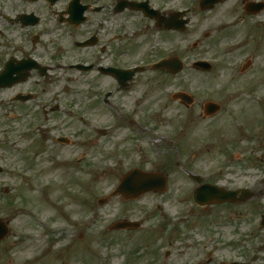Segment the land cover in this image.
Wrapping results in <instances>:
<instances>
[{"label":"flooded vegetation","instance_id":"af4514ba","mask_svg":"<svg viewBox=\"0 0 264 264\" xmlns=\"http://www.w3.org/2000/svg\"><path fill=\"white\" fill-rule=\"evenodd\" d=\"M199 1L179 7L176 0H0V112L6 116L9 108L16 121L27 116L35 120L31 135L41 136L42 144L29 159L27 173L48 153L46 148L73 145L57 130L56 121L63 117L86 124L88 131L100 136L98 141L105 142L97 149L108 160L143 152L172 153L183 186L174 184L170 201L175 208L182 207L174 222L169 220L162 228L169 229L174 242L182 243L186 264H264V164L196 171L184 154L200 131L206 133L203 127L223 109L228 114L241 95L247 93L264 107V0H224L206 10ZM181 21L184 30L178 32ZM193 23L209 28L200 42H193V32H188ZM179 33L191 40L189 50L182 45V52L183 48L193 52L195 43L214 51L205 57L212 62L209 70L190 68L184 80L181 74L186 69L174 74L153 68L164 59L181 57ZM154 34L167 47L153 44L147 52ZM194 73L199 75L192 79ZM201 79L211 84L199 85ZM2 93L9 94L7 100ZM209 106L219 112L209 117L213 112L206 109ZM103 120L110 124L107 129L99 126ZM1 135L0 148L17 151V144L4 142L9 135ZM80 135L74 133L75 138ZM250 154L256 153L250 149ZM4 157L0 155V166ZM164 177L163 191L154 183L158 189L149 193L167 191ZM115 188L105 202L146 195L125 200L113 195ZM154 198L159 203L155 209L161 211V200ZM0 221L10 226L9 221ZM132 222L141 228L139 221ZM176 244L172 247L178 249ZM156 255L155 263L163 264L159 251ZM163 256L179 259L168 251Z\"/></svg>","mask_w":264,"mask_h":264},{"label":"rangeland","instance_id":"374dc122","mask_svg":"<svg viewBox=\"0 0 264 264\" xmlns=\"http://www.w3.org/2000/svg\"><path fill=\"white\" fill-rule=\"evenodd\" d=\"M176 3L179 7H190V0H176ZM206 30L209 28L193 23L188 32H193V42H200ZM157 36H145V40L149 38L147 52L153 44L167 47ZM190 41L185 33L178 34L179 55L186 69L181 74L184 80L190 73L189 62L214 53L207 44L201 43L191 53L184 48L182 52L181 46L190 48ZM198 75L194 73L192 79ZM205 83L211 84V81L201 79L199 85ZM3 94L2 99L7 100L9 94ZM251 99L247 93L241 95L236 107L228 108V114L223 109L214 121L203 127L206 133L201 135L200 131L199 137L194 138L184 154L196 171L219 165L264 164V107ZM64 103L68 104L69 100ZM1 107L6 109L4 104ZM6 110V116L0 112V133L6 130L9 136L4 142L15 143L18 149L8 153L4 147L0 148V155H5L0 174V219L10 222V234L0 244V264H156L158 251L163 264H186V249L182 243L174 242L175 237H170L167 227L162 228L169 220L174 222L176 210L182 207L175 208L170 201L174 184L183 186L179 170L173 166L172 153L157 156L143 152L108 160L97 149L105 142L98 141L100 136L88 131L86 124L63 117L56 121L57 130L73 145L46 148L48 153L34 162L30 174L34 179L26 181L21 174L27 172L33 152L40 150L42 138L35 133L31 135L35 120L27 116L16 121L11 109ZM99 126L107 129L110 124L103 120ZM74 133L81 135L75 138ZM0 139L3 141L2 135ZM250 149L255 151L254 156ZM79 156L81 160L77 161ZM181 159L186 162L185 157ZM133 168L145 172L162 169V175L168 180L167 191L149 193L134 201L113 197L98 205L121 176ZM154 197L161 200V211L155 209L159 203ZM7 202L11 204L7 206ZM123 220L139 221L141 228L129 229V232L114 230L113 224ZM174 243L179 245L178 249L172 247ZM180 249L184 251L182 254ZM166 251L178 255L179 259L173 261V256H169L165 260Z\"/></svg>","mask_w":264,"mask_h":264},{"label":"water","instance_id":"95a60500","mask_svg":"<svg viewBox=\"0 0 264 264\" xmlns=\"http://www.w3.org/2000/svg\"><path fill=\"white\" fill-rule=\"evenodd\" d=\"M217 1H219V0H203L202 3H201V6H202V7H205V6H206V5H203V4H210V5H212V4L216 3ZM207 7H208V6H207ZM201 65H202V64H201ZM196 66L198 67L199 65L197 64ZM166 67H167V68L173 67V64H171V65H166ZM178 69H180V66L178 67ZM134 175H135V173H132L131 175H129L128 178H127L126 180H124V181H126V182L123 181V183H128V182H130V181H132V180L134 179V182H135V183H136V181H138V183L141 182V184H142V187L139 186V187H138V190H136V193L139 194V193H141V192H143V191H146L148 188H143V183L146 182V181H148V179H149L150 176H148V175H143V174H137V175L135 176V178H134ZM121 186H123V184H122ZM123 187H124V186H123ZM123 187H122V188H123ZM138 194H137V195H138ZM126 225H128V224H125V226H126ZM0 226H1V225H0ZM1 227H2V226H1ZM4 229H5V228L2 227L3 232L0 234V239L3 238L4 235L6 234V232H4Z\"/></svg>","mask_w":264,"mask_h":264}]
</instances>
